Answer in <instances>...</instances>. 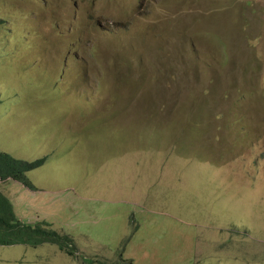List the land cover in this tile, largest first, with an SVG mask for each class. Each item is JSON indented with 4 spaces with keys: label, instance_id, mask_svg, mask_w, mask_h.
I'll use <instances>...</instances> for the list:
<instances>
[{
    "label": "rangeland",
    "instance_id": "374dc122",
    "mask_svg": "<svg viewBox=\"0 0 264 264\" xmlns=\"http://www.w3.org/2000/svg\"><path fill=\"white\" fill-rule=\"evenodd\" d=\"M0 150V264H264V0H0Z\"/></svg>",
    "mask_w": 264,
    "mask_h": 264
},
{
    "label": "trees",
    "instance_id": "16d2710c",
    "mask_svg": "<svg viewBox=\"0 0 264 264\" xmlns=\"http://www.w3.org/2000/svg\"><path fill=\"white\" fill-rule=\"evenodd\" d=\"M138 72L137 66L126 68ZM129 81L130 76L126 75ZM140 81L135 82L137 85ZM133 84V81H129ZM187 143L182 145L183 150ZM176 149V148H171ZM187 151V150H186ZM47 156H42L31 161L22 160L0 150V182L8 179L18 181L31 191H36L37 187L27 178L26 172L41 166ZM73 239L67 233H60L43 221L33 223L23 221L16 216L10 199L0 188V246L22 244L37 246L44 243L55 244L69 255H75V245ZM92 260L88 259V262Z\"/></svg>",
    "mask_w": 264,
    "mask_h": 264
},
{
    "label": "clouds",
    "instance_id": "9594fccd",
    "mask_svg": "<svg viewBox=\"0 0 264 264\" xmlns=\"http://www.w3.org/2000/svg\"><path fill=\"white\" fill-rule=\"evenodd\" d=\"M99 29V27H97ZM100 30V29H99Z\"/></svg>",
    "mask_w": 264,
    "mask_h": 264
}]
</instances>
